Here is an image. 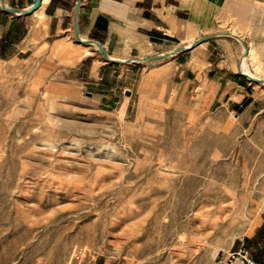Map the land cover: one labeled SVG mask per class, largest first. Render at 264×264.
<instances>
[{
	"label": "rangeland",
	"instance_id": "374dc122",
	"mask_svg": "<svg viewBox=\"0 0 264 264\" xmlns=\"http://www.w3.org/2000/svg\"><path fill=\"white\" fill-rule=\"evenodd\" d=\"M94 45L0 56V264H225L264 223V81L235 111Z\"/></svg>",
	"mask_w": 264,
	"mask_h": 264
},
{
	"label": "crops",
	"instance_id": "0c3cea01",
	"mask_svg": "<svg viewBox=\"0 0 264 264\" xmlns=\"http://www.w3.org/2000/svg\"><path fill=\"white\" fill-rule=\"evenodd\" d=\"M34 2L0 0V56L77 29L86 46L121 59L176 53L174 62L211 104L249 108L263 86L264 0H39L32 10ZM243 62L258 80L244 74Z\"/></svg>",
	"mask_w": 264,
	"mask_h": 264
},
{
	"label": "trees",
	"instance_id": "16d2710c",
	"mask_svg": "<svg viewBox=\"0 0 264 264\" xmlns=\"http://www.w3.org/2000/svg\"><path fill=\"white\" fill-rule=\"evenodd\" d=\"M243 244L256 262L264 264V223L251 238H245Z\"/></svg>",
	"mask_w": 264,
	"mask_h": 264
},
{
	"label": "built area",
	"instance_id": "2783aa9c",
	"mask_svg": "<svg viewBox=\"0 0 264 264\" xmlns=\"http://www.w3.org/2000/svg\"><path fill=\"white\" fill-rule=\"evenodd\" d=\"M225 264H261L256 262L242 243L237 249L229 251L223 256Z\"/></svg>",
	"mask_w": 264,
	"mask_h": 264
},
{
	"label": "bare ground",
	"instance_id": "6f19581e",
	"mask_svg": "<svg viewBox=\"0 0 264 264\" xmlns=\"http://www.w3.org/2000/svg\"><path fill=\"white\" fill-rule=\"evenodd\" d=\"M80 40V42H85L86 40L85 39H82V37L79 39ZM95 47H96V45H94ZM189 46V45H188ZM88 54V53H87ZM169 55H171V54H169ZM173 56V55H172ZM109 60H114V61H117L118 59H117V57H114V56H109ZM132 62H134V61H132ZM243 68H242V70H243V72H244V74L246 75V76H248V77H250L252 80H255L256 79V77L255 76H253V75H251L249 72H248V70H247V67H246V64L243 62V66H242ZM263 68V67H262ZM259 71H261V70H259ZM256 80H258V79H256ZM264 185V184H263ZM264 190V189H263ZM261 200V203H264V193H263V196L260 198ZM240 212V211H239ZM242 212V211H241ZM244 213V212H243ZM258 220V219H257ZM258 223V222H257ZM256 231V228H253L252 230H251V234H253L254 232Z\"/></svg>",
	"mask_w": 264,
	"mask_h": 264
},
{
	"label": "water",
	"instance_id": "95a60500",
	"mask_svg": "<svg viewBox=\"0 0 264 264\" xmlns=\"http://www.w3.org/2000/svg\"><path fill=\"white\" fill-rule=\"evenodd\" d=\"M38 3H39V0H35L34 5H33V7H32V10L35 9V8L37 7ZM74 33H75L76 38H77L78 41H79V36H78V33H77V29L74 31ZM81 43L88 44L87 41H85V42H81ZM96 46H97V48L100 49V51H101L105 56H107L106 53H105V52L103 51V49L101 48V46H99L98 44H97ZM259 82H261V81H259ZM126 94H128V92H126Z\"/></svg>",
	"mask_w": 264,
	"mask_h": 264
}]
</instances>
